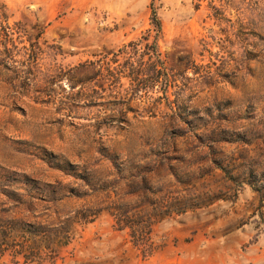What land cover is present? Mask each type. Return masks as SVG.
<instances>
[{"label": "rangeland", "instance_id": "374dc122", "mask_svg": "<svg viewBox=\"0 0 264 264\" xmlns=\"http://www.w3.org/2000/svg\"><path fill=\"white\" fill-rule=\"evenodd\" d=\"M152 12L160 79L153 52H118L153 44ZM25 181L35 206L1 194ZM117 219L153 223L150 257ZM16 222L70 234L54 264H264V0H0V225Z\"/></svg>", "mask_w": 264, "mask_h": 264}, {"label": "trees", "instance_id": "16d2710c", "mask_svg": "<svg viewBox=\"0 0 264 264\" xmlns=\"http://www.w3.org/2000/svg\"><path fill=\"white\" fill-rule=\"evenodd\" d=\"M151 23L153 27L152 31L155 32L154 41L151 46L147 44L151 37V31H146L142 34L140 41L123 46L118 52L119 55H125L128 52L127 48H130V51L136 54L142 47L148 50V52H153L155 56L153 66L158 69V79H160L162 77L161 70H164V63L161 60V54L157 47V39L161 31V25L154 12H152ZM119 55L117 56L119 57ZM105 60L106 59L102 60V64H106V62H118L117 57L114 60ZM128 62L129 60L126 61V63ZM58 170L64 172L62 167H59ZM9 187L11 188L13 186H8L6 189H2L1 194L4 195L7 200L15 202L17 206H24L26 203L29 206H35L34 201L42 200L36 195H40L43 192H40L41 190L37 188V185L33 182L25 181L20 183V187L16 184V188L12 190L9 189ZM18 190H22L24 194L19 193ZM26 196L27 198H24ZM25 199H27V201ZM89 217L93 218L90 219ZM95 217L96 215L84 214L82 219L85 223H90ZM116 224L118 225L119 230L125 228L131 230L134 245L142 249L144 257H150L153 254V250L149 243L151 226L153 223L149 219L142 222L139 227L134 228L132 226H127L122 219H117ZM71 241L72 238L67 232L63 233L61 236H57L50 228L42 227L40 225H19L17 222L11 224L9 228L0 225V257L5 253H9L14 259L20 258L23 264H42L45 262L46 257H49L48 260L50 264H54L59 255L60 249L68 246ZM15 264H18V261L15 262Z\"/></svg>", "mask_w": 264, "mask_h": 264}]
</instances>
